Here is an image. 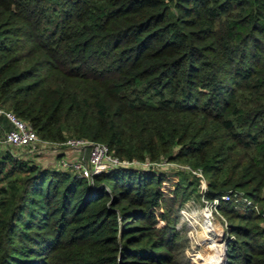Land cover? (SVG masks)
I'll return each mask as SVG.
<instances>
[{"label":"trees","instance_id":"obj_1","mask_svg":"<svg viewBox=\"0 0 264 264\" xmlns=\"http://www.w3.org/2000/svg\"><path fill=\"white\" fill-rule=\"evenodd\" d=\"M0 106L45 139L200 168L207 198L243 191L260 211L219 203L225 264H264V0H0ZM192 174L165 197L153 169L89 180L0 148V264H196Z\"/></svg>","mask_w":264,"mask_h":264},{"label":"built area","instance_id":"obj_2","mask_svg":"<svg viewBox=\"0 0 264 264\" xmlns=\"http://www.w3.org/2000/svg\"><path fill=\"white\" fill-rule=\"evenodd\" d=\"M0 114H3L11 124V127L8 129L0 127V142L5 144L6 149L16 157H22L35 161L34 159L30 158L29 154L31 155L35 152H43L45 149L47 150L56 148V154L54 155L55 160L50 161L48 166L69 170L75 175L86 177L89 180H92L93 176L97 173L118 167L132 166L139 168L140 170L153 169L156 172H159L160 170L162 171L163 168L169 166L173 167L174 169L185 167L186 170H191L193 173L199 176V190L202 192V200L205 203L203 208L209 209L211 217L212 209L209 206L214 207L218 211V205L221 200H232L235 206L239 208H251L255 209L256 211H260L259 204L254 202L253 199L248 197L241 190H227L212 198L205 197L204 191L207 188V181L200 168H192L188 164L172 161L167 158H163L161 160H151L146 158L142 161L120 158L110 150L109 146L105 142L88 137L71 136L67 137L63 141L45 139L39 136L29 121L18 117L12 111L6 110L0 106ZM65 147L71 151L68 152V150H66L67 153H64ZM192 211L195 210H191L189 212L187 211V218L190 221V214ZM261 212L264 217V206ZM182 214H185V212H183L181 208L179 220H181ZM222 219L224 227L226 228V235H224L225 239H223L222 242L223 253V250L226 249L228 240L234 236L227 233L226 219H224V217ZM191 225L193 226L192 222ZM214 231V234H216L217 231L215 229ZM187 234L189 237V245L186 247L185 251L188 256L194 258L193 255L188 253V249H190L191 245L190 239L192 242L195 240H193L191 236L192 234H189L188 232ZM193 254L198 253L195 251Z\"/></svg>","mask_w":264,"mask_h":264},{"label":"rangeland","instance_id":"obj_3","mask_svg":"<svg viewBox=\"0 0 264 264\" xmlns=\"http://www.w3.org/2000/svg\"><path fill=\"white\" fill-rule=\"evenodd\" d=\"M0 148L1 149H6L5 144L0 142ZM66 150L68 148L65 147L64 153H67ZM41 151V150H40ZM56 154V148L52 149H45L43 152H35L32 153L31 155L29 154L31 159H34L37 162H41L43 164H48L50 160H55L54 155ZM180 169L186 170L185 167H182ZM159 172L163 173L165 175L164 178H162V181L160 183V188L162 190V193L165 197H171L174 194V190L176 185L179 182L185 183V180H191L192 179V184H190L189 188H193L195 186V179L193 178V172L191 170H186L184 173H178L177 171L174 170L173 167L169 166L166 168H163L162 171L160 170ZM186 177L183 179V177ZM198 189L195 192H192L184 201L183 205L181 206L182 211L185 212V214H182L181 220H178L177 225L182 226L183 231H187L189 234H192L193 241H191L190 249H188V253L190 255H193L194 258L192 260L196 262V264H208L212 260V255L215 251L218 250V252L221 255L222 258V242L223 239H225L226 235V228L224 227L223 223V217L226 219L224 216V213L218 208V211L212 207L209 206L212 209V217L209 215V218L212 219V225L214 229L217 231L216 234H214V243L211 241L207 242L204 240V232L202 228L199 226V224L196 222L195 219V211L199 213L201 212V209L205 206L204 201L202 200V196L198 194ZM191 217L194 221L193 226L191 225V221L187 218V211H191ZM209 211V209H208ZM223 216V217H222ZM201 217V215H200ZM185 220V221H184ZM185 222V223H184ZM264 222V219H263ZM182 224V225H181ZM228 233V232H227ZM232 234V233H228ZM233 235V234H232ZM198 242V243H197ZM218 243V244H217ZM189 245V244H188ZM195 251L198 254H193ZM221 258L216 262V264H221Z\"/></svg>","mask_w":264,"mask_h":264},{"label":"bare ground","instance_id":"obj_4","mask_svg":"<svg viewBox=\"0 0 264 264\" xmlns=\"http://www.w3.org/2000/svg\"><path fill=\"white\" fill-rule=\"evenodd\" d=\"M194 213H195L194 216H195L196 222L199 224V226L202 228L204 232V237H203L204 240H206L207 242L211 241L212 243H214L216 239H214L215 231L212 225V221H211L212 219L209 218L210 211H208V208L201 209V212H200L201 217L198 212L195 211Z\"/></svg>","mask_w":264,"mask_h":264},{"label":"crops","instance_id":"obj_5","mask_svg":"<svg viewBox=\"0 0 264 264\" xmlns=\"http://www.w3.org/2000/svg\"><path fill=\"white\" fill-rule=\"evenodd\" d=\"M0 127L4 128V129H8L11 127L10 122L8 121V119L3 114H0ZM70 151L71 150H68V152H70ZM50 161H52V160H50ZM50 161H48V162H50ZM39 163H41V162H39ZM41 164H43V163H41ZM43 165H45V164H43ZM46 165H48V164H46Z\"/></svg>","mask_w":264,"mask_h":264},{"label":"water","instance_id":"obj_6","mask_svg":"<svg viewBox=\"0 0 264 264\" xmlns=\"http://www.w3.org/2000/svg\"><path fill=\"white\" fill-rule=\"evenodd\" d=\"M220 263H221V264H225V250H223L222 258H221Z\"/></svg>","mask_w":264,"mask_h":264}]
</instances>
